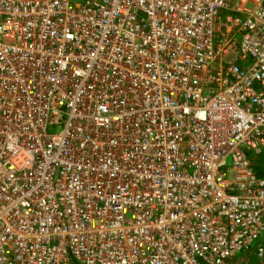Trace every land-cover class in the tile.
<instances>
[{"label":"built area","instance_id":"built-area-1","mask_svg":"<svg viewBox=\"0 0 264 264\" xmlns=\"http://www.w3.org/2000/svg\"><path fill=\"white\" fill-rule=\"evenodd\" d=\"M263 152L264 0H0V264H264Z\"/></svg>","mask_w":264,"mask_h":264},{"label":"trees","instance_id":"trees-1","mask_svg":"<svg viewBox=\"0 0 264 264\" xmlns=\"http://www.w3.org/2000/svg\"><path fill=\"white\" fill-rule=\"evenodd\" d=\"M251 160L256 174L264 177V152L258 155H252Z\"/></svg>","mask_w":264,"mask_h":264},{"label":"rangeland","instance_id":"rangeland-1","mask_svg":"<svg viewBox=\"0 0 264 264\" xmlns=\"http://www.w3.org/2000/svg\"><path fill=\"white\" fill-rule=\"evenodd\" d=\"M50 131H51V132H56L57 129H56V128H53V129H51ZM251 157H252V156H251ZM255 244H257V242H255Z\"/></svg>","mask_w":264,"mask_h":264}]
</instances>
